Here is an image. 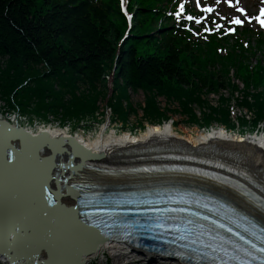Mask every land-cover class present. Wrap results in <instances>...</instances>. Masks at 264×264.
I'll return each instance as SVG.
<instances>
[{"label":"trees","instance_id":"trees-1","mask_svg":"<svg viewBox=\"0 0 264 264\" xmlns=\"http://www.w3.org/2000/svg\"><path fill=\"white\" fill-rule=\"evenodd\" d=\"M162 1L129 0L133 25L124 38L128 23L119 0H0V96L23 112L76 121L97 120L104 101L113 120L127 122L138 113L131 92L143 91L137 128L179 125L176 115L200 128L258 127L264 122V62L253 64L244 49L219 54L213 39L189 43L159 21ZM114 67L109 94L106 78ZM233 101L247 113L234 118Z\"/></svg>","mask_w":264,"mask_h":264},{"label":"bare ground","instance_id":"bare-ground-1","mask_svg":"<svg viewBox=\"0 0 264 264\" xmlns=\"http://www.w3.org/2000/svg\"><path fill=\"white\" fill-rule=\"evenodd\" d=\"M77 138L93 152L102 155L92 158L77 153L82 155V160L88 164L82 169L83 175L90 178L94 184H98L100 188L144 190L165 185L196 187L213 193L216 198L231 204L232 207L264 226L263 138L233 139L224 128L205 131L199 137H195L192 131L175 130L169 122L150 125L139 135L129 132L120 135L101 133L96 138L86 139L83 134H78ZM171 149L207 156L216 163L224 162L229 167H234L237 174H230L219 168L215 170L225 172L246 184L229 183L191 173L145 175L131 171L145 163L173 162L153 158ZM5 194L8 195L0 185V246H7L18 252L26 251L27 245L32 243H40L51 248V208L41 203L10 200L9 195L7 197ZM72 199L69 197L67 200L64 197L63 202L67 208L59 209L56 219L69 234L70 240H79L85 244L90 239L94 240L96 236L92 229L77 220L72 210ZM94 241L96 246L93 258L109 253L119 261L122 257L136 254L140 257L139 262L155 259L158 264H192L169 254L150 251L115 239L96 237ZM129 263L134 264L132 261Z\"/></svg>","mask_w":264,"mask_h":264},{"label":"water","instance_id":"water-1","mask_svg":"<svg viewBox=\"0 0 264 264\" xmlns=\"http://www.w3.org/2000/svg\"><path fill=\"white\" fill-rule=\"evenodd\" d=\"M77 153L92 158L102 156L73 136L32 134L0 121V185L10 200L41 203L51 208V248L40 243L27 245L21 256L25 262L86 264L95 251V243L70 240L56 219L59 209L67 208L64 197L67 200L72 197L73 206L80 192L86 190L80 180L84 178L82 169L88 164ZM72 208L76 211L78 207Z\"/></svg>","mask_w":264,"mask_h":264},{"label":"rangeland","instance_id":"rangeland-1","mask_svg":"<svg viewBox=\"0 0 264 264\" xmlns=\"http://www.w3.org/2000/svg\"><path fill=\"white\" fill-rule=\"evenodd\" d=\"M258 56H260L258 54ZM224 94L226 96L229 95V91H224ZM210 99L213 101V104H216L218 101V95L213 94L210 96ZM144 100H145V96L144 93L142 91L140 92H132L131 93V101L133 103V105L135 106V108L138 110V113L136 115H131L129 120L127 122H122L120 120H115V122H112L113 125L110 126L107 130H105L106 128V124H107V119L109 118L110 113L107 112V115L103 118L102 123H104L103 125H100L99 123H97V120H93L91 118H86V120L88 122H83V127L78 128L77 131L81 132L84 134L85 138H96L99 134H105V135H111V134H122L124 132H132V134L134 135H139L142 131H144L147 128H137L139 126V124L141 123V115H142V111L140 110V106H143L144 104ZM160 104L161 106H165L166 105V101L164 98H160ZM3 104V103H1ZM101 110H103L104 107V103L102 102L101 104ZM236 112L237 114H244L247 113L246 110H241L239 107L236 108ZM59 118H61V115L58 116ZM101 118V116L98 117ZM70 120L72 123L75 120ZM174 120L179 123V125H174L175 130L179 131V132H183L185 130H189L192 131L193 135L195 137H199L201 133L205 132V129H202L196 125L193 126H188L184 123V119L183 117H181L180 115H176ZM149 127V126H148ZM220 128V126H219ZM216 129H218L216 127ZM208 131H211V129H209ZM228 135L233 138V139H239V138H243L246 140H251L252 138H255V134H252V136H250L248 134V132H246L245 134H243L242 136H240L238 134V131L236 130H232L228 132ZM264 135V134H263ZM116 258L114 256H112L111 254L107 253V254H103L100 257H91L89 259L88 264H130L129 262L132 261L134 262V264H158L157 261L155 259H149L146 261H141L139 262L138 260L140 259L139 256H137L136 254L130 256V257H122L120 258L119 261L115 260ZM0 264H7L3 261H0ZM133 264V263H131ZM174 264V263H172Z\"/></svg>","mask_w":264,"mask_h":264},{"label":"snow or ice","instance_id":"snow-or-ice-1","mask_svg":"<svg viewBox=\"0 0 264 264\" xmlns=\"http://www.w3.org/2000/svg\"><path fill=\"white\" fill-rule=\"evenodd\" d=\"M198 2H199V0H198ZM212 9L211 8H208V11H211ZM241 11H244V9H241ZM262 13H264V10H262ZM191 18V17H190ZM236 23H243V21L239 18V17H237L236 18V21H235ZM261 24H264V19H261ZM232 29H230V31H231ZM189 223H191V222H189ZM238 235V234H237ZM250 243V242H249ZM239 247V246H238ZM221 250H223V249H221ZM244 251H247V249H244ZM259 251H260V253H262V254H264V248H260L259 249ZM248 255L249 256H252L253 254L251 253V252H249L248 253ZM257 259H260V257H257Z\"/></svg>","mask_w":264,"mask_h":264}]
</instances>
